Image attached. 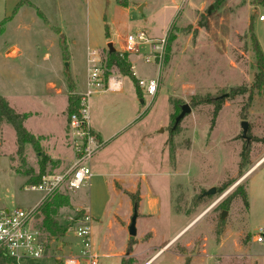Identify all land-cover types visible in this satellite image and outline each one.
<instances>
[{
  "label": "rangeland",
  "instance_id": "1",
  "mask_svg": "<svg viewBox=\"0 0 264 264\" xmlns=\"http://www.w3.org/2000/svg\"><path fill=\"white\" fill-rule=\"evenodd\" d=\"M20 1L0 0V96L27 115L41 148L20 146L0 121V209L41 202L45 194L26 187L42 160L43 176L72 168L69 99L89 89L88 47L101 52L103 76L111 40L132 75L135 65L138 78H157L159 88L153 98L141 91L142 104L134 81L115 67L108 79L122 76V96L90 87L86 103L104 146L83 166L94 173L90 185L55 192L71 199L59 214L68 231L58 240L42 227L41 203L32 226L50 257L0 256V264H63L81 248L66 218L89 210L100 264H264V243L256 242L264 228V79L258 87L252 37L264 52V0H28L16 12ZM140 32L167 35L160 68L143 62L147 46L139 56L121 52L123 39ZM185 104L192 110L174 129Z\"/></svg>",
  "mask_w": 264,
  "mask_h": 264
},
{
  "label": "built area",
  "instance_id": "2",
  "mask_svg": "<svg viewBox=\"0 0 264 264\" xmlns=\"http://www.w3.org/2000/svg\"><path fill=\"white\" fill-rule=\"evenodd\" d=\"M264 20V16L260 17ZM125 54L133 53L140 55L139 48L147 46V54L142 57L147 64L154 63L159 66L163 61L167 47V35L162 38L149 39L144 32L128 34L124 39ZM88 91L82 95L80 110L73 113L69 120L71 135V146L73 152V166L65 175L43 176L39 184L27 185V190L44 193V198L34 208H18L14 210L0 209V256L5 259L22 260L26 258L43 259L48 255V242L42 237L41 232L32 226L34 215L38 206L48 195L59 192L64 186L71 189H79L85 185H90L94 173L83 168L84 164L92 162L96 153L104 146L95 132L89 127V106L86 98L92 93L90 87L105 88L104 76L102 73V58L98 51L88 49ZM133 76L137 78L138 87L150 97H154L159 88L157 78H138L136 66L132 67ZM68 222L77 225L76 236L80 239L81 248L77 255L64 257L63 264H100V256L95 252L92 242L91 217L84 215L79 217H68ZM256 242L264 243V228L258 231ZM59 260L61 256H56Z\"/></svg>",
  "mask_w": 264,
  "mask_h": 264
},
{
  "label": "trees",
  "instance_id": "3",
  "mask_svg": "<svg viewBox=\"0 0 264 264\" xmlns=\"http://www.w3.org/2000/svg\"><path fill=\"white\" fill-rule=\"evenodd\" d=\"M264 2V1H263ZM23 5H29L32 6V4L28 0H21L15 7V11L17 12ZM253 31V30H252ZM253 42H254V51L256 54V57L258 59V68H259V74H258V87L259 84L263 82L264 79V52L261 49V46L259 44V41L257 37L252 33ZM129 61L128 56H124V58H121L120 55L109 54L107 59V65H106V72L104 71V79L105 82H107L109 77V71L115 67L119 70V72L123 76L130 77L135 84V87L137 89L138 96L143 99V96L141 94V90L138 87V83L136 78L132 75L130 72L129 67ZM108 72V73H107ZM69 87L73 89V83L69 79ZM74 90V89H73ZM81 96L79 95H73L69 99V106H70V114L78 113L80 110V101ZM220 109V107H217ZM27 119V115H22L17 113L9 104V102L0 96V121L6 120L9 124L13 126L15 129L18 141L20 143V146H23V144H31L37 149H40V143L39 140L31 134L24 126V121ZM98 136V135H97ZM99 138V137H98ZM100 139V138H99ZM101 140V139H100ZM102 141V140H101ZM46 173V165L44 160L41 162L40 170L37 175H33L30 179V183L33 184H39L42 181V176ZM63 208H72L71 199L68 195L62 194V193H55L53 194L49 199L45 200L41 204L40 208V216L42 217V227L53 237L57 238L58 240H62L63 236L68 231L70 225L69 224H62L59 221V214L60 210ZM84 211L78 213L76 218L84 216ZM73 223V222H72ZM74 224V223H73ZM62 264V263H61ZM125 264V263H124Z\"/></svg>",
  "mask_w": 264,
  "mask_h": 264
},
{
  "label": "water",
  "instance_id": "4",
  "mask_svg": "<svg viewBox=\"0 0 264 264\" xmlns=\"http://www.w3.org/2000/svg\"><path fill=\"white\" fill-rule=\"evenodd\" d=\"M108 49H109V53L110 54H114V53L117 52L115 47H114V45H113V43H109L108 44ZM66 67L68 68V63H66ZM191 110L192 109H191V107L188 104H185V105L182 106L181 113L175 119L174 129L179 125L181 120L187 114H189L191 112ZM241 127H242V130H243L242 138L247 140V143H249L250 138L247 135L248 134V122L247 121H242ZM214 191H215L214 189H211L210 191L205 192L204 195L212 194V193H214ZM138 216H139V214H138V206L135 204L134 211H133V216L131 218V223H130L129 228H128L129 234L132 237L136 236V234H137L136 223H137ZM222 217H224V213H223ZM58 250L59 251L63 250L62 242L59 243Z\"/></svg>",
  "mask_w": 264,
  "mask_h": 264
},
{
  "label": "crops",
  "instance_id": "5",
  "mask_svg": "<svg viewBox=\"0 0 264 264\" xmlns=\"http://www.w3.org/2000/svg\"><path fill=\"white\" fill-rule=\"evenodd\" d=\"M122 6V5H121ZM264 21V20H263ZM109 43H113L111 42V40H108ZM108 43V44H109ZM114 45V43H113ZM88 49H90L89 47L87 48V53H88ZM117 51V50H116ZM100 55H101V52H99ZM105 91H110L112 93H115L116 95H119V96H122L123 93L125 92V83L122 79V76H113V77H110L107 82H105ZM136 89V87H135ZM137 91V89H136ZM71 94H77V95H80L82 96V94H79L77 92H72ZM118 97V96H116ZM139 100L141 101L142 104H144V99H141L139 97ZM88 113H89V127L95 132L96 135H98V137L104 141L103 139V136H102V133H103V130L100 128L99 124H97L96 126L94 124L91 123V116H90V107H89V110H88ZM87 208V207H86ZM88 209V208H87ZM89 214L91 216V213H90V210H89ZM80 248L78 249H75L77 253L79 251ZM74 253V252H73Z\"/></svg>",
  "mask_w": 264,
  "mask_h": 264
}]
</instances>
